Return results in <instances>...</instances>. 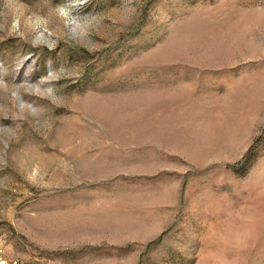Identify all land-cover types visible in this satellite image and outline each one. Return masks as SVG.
I'll use <instances>...</instances> for the list:
<instances>
[{
  "label": "rangeland",
  "instance_id": "rangeland-1",
  "mask_svg": "<svg viewBox=\"0 0 264 264\" xmlns=\"http://www.w3.org/2000/svg\"><path fill=\"white\" fill-rule=\"evenodd\" d=\"M0 264H264V0H0Z\"/></svg>",
  "mask_w": 264,
  "mask_h": 264
}]
</instances>
